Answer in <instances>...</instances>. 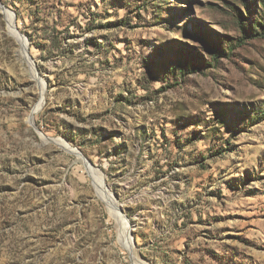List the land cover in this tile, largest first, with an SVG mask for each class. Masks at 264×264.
Instances as JSON below:
<instances>
[{
	"label": "rangeland",
	"instance_id": "rangeland-1",
	"mask_svg": "<svg viewBox=\"0 0 264 264\" xmlns=\"http://www.w3.org/2000/svg\"><path fill=\"white\" fill-rule=\"evenodd\" d=\"M0 4V264H264V0Z\"/></svg>",
	"mask_w": 264,
	"mask_h": 264
},
{
	"label": "bare ground",
	"instance_id": "bare-ground-1",
	"mask_svg": "<svg viewBox=\"0 0 264 264\" xmlns=\"http://www.w3.org/2000/svg\"><path fill=\"white\" fill-rule=\"evenodd\" d=\"M0 10H2V12L4 13V15L7 18L8 22H9V31L11 32V34H13L15 36V38L19 42V45L21 47L22 54H24L23 56L26 57L27 59H29L28 54L26 52V44L27 43H26L25 39L20 36V34L18 33V31L16 29V26H15V23H14V14H13V12L10 11V10H8L7 8L3 7L1 4H0ZM32 62L33 61L29 60V64L31 65V67H32ZM42 101H43V98L41 99V101L39 102V104L35 107L34 111L38 110L39 106L42 104ZM29 121L31 123L32 122V118L29 119ZM44 139L45 140H48V139H46V137ZM49 140L52 141V142H54L57 145H60L66 151L73 153L75 156H77L78 159H80L84 163V165L87 167V169L92 170L90 164H88V162H86V159L84 158L83 154L81 152H79L77 149L70 147L67 143H63L58 138H55V139L49 138ZM96 179L100 183L102 189H104V181H103V178L102 177H96ZM115 216L117 217V219L119 220V222H121V225L123 227L122 228L123 229L122 235H123V240H124L123 242H124V244H125L126 247H130L131 240H130V236H128V232H127V229H126V227H128V221L126 219H124L123 216H122V214L118 213V211L115 212ZM129 250H131V249H129Z\"/></svg>",
	"mask_w": 264,
	"mask_h": 264
},
{
	"label": "trees",
	"instance_id": "trees-1",
	"mask_svg": "<svg viewBox=\"0 0 264 264\" xmlns=\"http://www.w3.org/2000/svg\"><path fill=\"white\" fill-rule=\"evenodd\" d=\"M216 54L218 55L219 54V51L218 52L216 51Z\"/></svg>",
	"mask_w": 264,
	"mask_h": 264
},
{
	"label": "water",
	"instance_id": "water-1",
	"mask_svg": "<svg viewBox=\"0 0 264 264\" xmlns=\"http://www.w3.org/2000/svg\"><path fill=\"white\" fill-rule=\"evenodd\" d=\"M35 127V126H34ZM39 132V131H38ZM41 134V133H40ZM42 135V134H41Z\"/></svg>",
	"mask_w": 264,
	"mask_h": 264
}]
</instances>
